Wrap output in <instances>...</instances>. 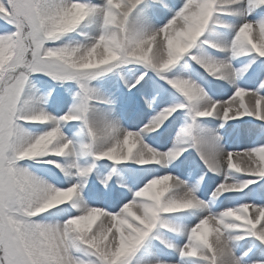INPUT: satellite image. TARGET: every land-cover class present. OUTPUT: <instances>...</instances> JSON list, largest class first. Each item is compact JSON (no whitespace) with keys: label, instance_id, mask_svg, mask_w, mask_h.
Masks as SVG:
<instances>
[{"label":"snow or ice","instance_id":"6c2138e0","mask_svg":"<svg viewBox=\"0 0 264 264\" xmlns=\"http://www.w3.org/2000/svg\"><path fill=\"white\" fill-rule=\"evenodd\" d=\"M0 264H264V0H0Z\"/></svg>","mask_w":264,"mask_h":264},{"label":"bare ground","instance_id":"6f19581e","mask_svg":"<svg viewBox=\"0 0 264 264\" xmlns=\"http://www.w3.org/2000/svg\"><path fill=\"white\" fill-rule=\"evenodd\" d=\"M139 87H140V85L139 86L137 85V88H139ZM132 92L135 93L136 92V89H133ZM137 99H139V97H137ZM245 101L247 102V97H245ZM148 110L149 109H145V113H144L145 117L148 115L147 114V111ZM229 123H233V122H229ZM225 127L227 128V125H225ZM221 134L225 136V139L226 140H230V141H235L236 140V137H237V133L232 132L231 130H229V132L227 134H225L224 130L221 129ZM241 142H243V141H241Z\"/></svg>","mask_w":264,"mask_h":264},{"label":"rangeland","instance_id":"374dc122","mask_svg":"<svg viewBox=\"0 0 264 264\" xmlns=\"http://www.w3.org/2000/svg\"><path fill=\"white\" fill-rule=\"evenodd\" d=\"M142 83H143V82H142ZM138 86H139V85H138ZM161 106H163V105H161ZM147 114H148V115L151 114V110H150V111L148 110V111H147Z\"/></svg>","mask_w":264,"mask_h":264}]
</instances>
